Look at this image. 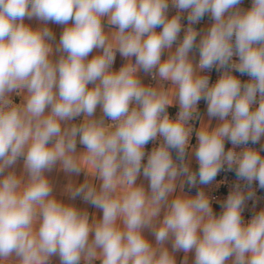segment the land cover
<instances>
[{"label": "clouds", "instance_id": "clouds-1", "mask_svg": "<svg viewBox=\"0 0 264 264\" xmlns=\"http://www.w3.org/2000/svg\"><path fill=\"white\" fill-rule=\"evenodd\" d=\"M242 2L0 0V264H177L180 251V264L189 253L194 264H264V209L242 215L252 183L264 189V146H249L264 137V0ZM206 14L213 23L201 33ZM49 22L64 26L58 43ZM117 53L126 62L113 70ZM150 141L159 144L146 152ZM57 166L84 174L65 193L100 219L54 195L46 173ZM225 166L249 190L237 183L217 215L209 194L185 186L211 185Z\"/></svg>", "mask_w": 264, "mask_h": 264}, {"label": "crops", "instance_id": "crops-1", "mask_svg": "<svg viewBox=\"0 0 264 264\" xmlns=\"http://www.w3.org/2000/svg\"><path fill=\"white\" fill-rule=\"evenodd\" d=\"M251 3H252V0H243L240 7L243 9H248L251 7ZM25 23L31 25L34 28L41 26V24H42V22H40L36 18H33L31 20L25 18ZM212 23H213V21H212L210 15L206 14L200 20V23L197 27V31L203 33V31H206L211 26ZM47 26L52 30V32L55 36V41H53V44L58 43L64 26L59 25V24H55L52 22H49ZM198 41H199V36L197 37V42ZM175 47H176V45H173V50L175 49ZM96 54H97V50H94L93 53L90 54L89 58H91V56H94ZM166 56H167V51L162 55V59L166 58ZM190 56L194 59V63L198 62V60H199L198 49L194 48L193 51L190 53ZM121 58H123V57L120 56L119 53H117L115 59L119 60ZM123 59H125V58H123ZM141 79H142V82L146 84V81L143 78H141ZM155 83H156V81H155ZM155 83H154V85H155ZM13 96H15V94ZM16 98L19 102L20 97L16 96ZM170 108H178V106L170 107ZM198 109H199V112H200L202 119L205 122H207L209 117L207 116L206 101L201 100L198 104ZM96 115H97V117H99L101 115V111H100L99 107L97 108ZM81 120H82V117H78L76 120L72 121V123H79ZM216 123H217L216 118H212V125L211 126L214 127L216 125ZM196 127H199V122H197ZM195 140L197 142L196 136H195ZM255 145H257L258 147L264 146V137H262L260 142L258 144H255ZM77 150L78 151L83 150V146L80 145L79 143L77 144ZM22 169H23V159H20L17 162V164L14 166V170L19 174L22 171ZM46 175L52 181L53 186H54V195H56V197L58 199H61V200L68 202V203H73L78 208H80L82 210L89 211L90 214L94 213L97 219H100L102 217V211L101 210L94 208V206H92L89 203H86L85 201H83V199L81 197H77L75 200H70L69 196L65 193V188L69 182L79 184V183H82L84 181L85 177H84L83 173H81L79 176H77L75 174H67V173H64L63 171H59L58 166H57V168H54L51 172L46 173ZM137 183L138 184L142 183L146 189L148 187V181L142 175L138 178ZM187 188H188V186L186 185L185 191L187 190ZM213 210L217 214V212L214 208H213ZM145 235L153 244H155V238H154V236L151 235L150 231L146 230ZM166 246L171 251V242H168V244ZM174 255L176 257L177 264H180V262L184 259L185 254L182 251H180V252L174 253ZM53 264H59V258L58 257H53ZM188 264H194V253L188 254Z\"/></svg>", "mask_w": 264, "mask_h": 264}, {"label": "built area", "instance_id": "built-area-1", "mask_svg": "<svg viewBox=\"0 0 264 264\" xmlns=\"http://www.w3.org/2000/svg\"><path fill=\"white\" fill-rule=\"evenodd\" d=\"M177 10L169 4V9H168V16L171 18V16L175 15ZM182 25L184 28L188 26V21H187V12H184L182 14ZM200 23V21H199ZM199 23L194 25V27L197 29ZM161 29H157V31H160ZM184 35L183 29L181 33L179 34V39L182 40ZM176 45V44H174ZM177 46V45H176ZM125 59L121 58L119 60L115 59V62L113 64V69L118 70L124 63ZM207 74L210 76V83H215L216 80L219 78L220 71L217 69L213 68L212 70L203 73ZM237 75V77L241 80V82H247L250 78L247 75H241L239 73H234ZM140 77L143 78L146 81L147 84H152L154 85L155 80L151 78V75H146L143 72L140 73ZM14 101L18 102L16 96H13ZM178 108H169V114L174 118L178 112ZM197 122H195V127H196ZM159 141L156 142H149V144L146 146V152H150L153 147L158 146ZM191 144L193 147L197 144L195 140V132H193L192 139H191ZM250 147L256 148L257 150H260L261 147H258L257 145H252L249 144ZM231 147L230 142L226 141V150ZM241 147H238L236 150L240 151ZM261 155L264 156V150H261ZM176 153L173 152V157L175 159ZM189 162H190V167L193 170L198 169V164L195 160L194 155L190 153L189 157ZM146 163V159L144 161ZM239 183L242 188L244 189L245 192L249 190V187L246 186L245 182L240 180L236 174L235 171H229L227 170V166H225V169L221 171V173L217 176L216 180L211 184V185H198L197 188H192L189 189L187 188L186 192L190 195H195L196 191L198 189H203L207 194L210 195V197L213 198V208L216 210L217 215L220 214L222 211L221 204L226 200L227 195L233 190L234 186ZM250 189L255 193V195L252 197V199L247 200L245 203V210L243 212V218L245 221L251 219V217L258 213L260 210L264 209V189L260 188L258 185V182H253L252 185L250 186Z\"/></svg>", "mask_w": 264, "mask_h": 264}]
</instances>
